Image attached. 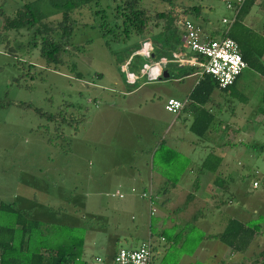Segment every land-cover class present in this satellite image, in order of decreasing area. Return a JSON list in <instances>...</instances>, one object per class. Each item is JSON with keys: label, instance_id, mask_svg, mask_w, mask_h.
<instances>
[{"label": "rangeland", "instance_id": "rangeland-1", "mask_svg": "<svg viewBox=\"0 0 264 264\" xmlns=\"http://www.w3.org/2000/svg\"><path fill=\"white\" fill-rule=\"evenodd\" d=\"M36 1L0 0V201L32 211L40 222L84 229L81 257L94 264L95 257L109 262L113 250L135 248V240L122 235L125 231L132 234L135 224L145 218L138 216L145 215L144 204L139 203L137 208L127 206L130 198L124 188H116L117 181L126 171L155 168L159 156L155 155L152 163L144 152L159 142L163 125L170 123L172 116L160 112L161 100L178 94L180 84L173 79L186 69L167 64V80L146 83L132 98L121 95L129 73L126 62L131 58L127 59L123 52L122 42H111L108 36L102 38L100 30L103 21L112 26V0L73 11L69 45L56 67L46 65L39 58L38 47L31 46L29 31L1 29V20L16 11L24 12L21 7L25 3L37 5L45 22L55 26L60 14L45 2ZM170 3L141 0L151 35L158 32L162 23L155 18L156 13L170 12L176 19L185 17L201 23L203 32L221 28L220 20L229 16L221 0ZM191 7H200V18L183 15ZM249 15L248 22L257 25L249 34L260 48L264 35L256 30L264 25V0H258ZM130 61L140 66V60ZM260 62L264 64V54ZM75 73L81 78H75ZM192 80H182L183 86ZM260 81L264 82L253 69L245 67L229 90L237 101L240 95L257 98ZM142 82L139 80L129 89ZM49 116L53 117L50 122ZM172 133L170 129L167 137ZM180 135L184 139L191 137L184 131ZM258 154L261 157L257 159ZM256 155L252 171L236 180L238 192L231 205L244 215L235 217L238 222L261 228L241 264H258L257 254L264 249V151H257ZM233 158V172H237L240 168L236 162L246 163V159L243 153ZM255 169L260 179L254 175ZM253 181L258 182L257 189H252ZM115 192L124 197L112 196ZM185 218L188 217L182 220ZM114 235H118V241L112 240ZM181 243V237H176L175 244L167 246V254L155 256L150 264H175L182 255ZM221 252L216 251L217 259L223 256Z\"/></svg>", "mask_w": 264, "mask_h": 264}, {"label": "crops", "instance_id": "crops-1", "mask_svg": "<svg viewBox=\"0 0 264 264\" xmlns=\"http://www.w3.org/2000/svg\"><path fill=\"white\" fill-rule=\"evenodd\" d=\"M249 17L248 14L244 18L243 24L249 28H254L257 25L248 22ZM221 29L222 27L210 29L205 33L212 34ZM260 30V33H264V25H261L256 31ZM166 66L160 68L152 66L149 77L154 78L159 75L156 80L147 81L143 76L138 78L133 85L128 84L125 80V89L121 88V95L132 98L134 94L143 89L146 83L161 79L167 80L169 73L166 74L167 70H164ZM163 72L167 75L166 78H161ZM189 78H193V80L183 86L185 83L182 80ZM139 80H144V82L130 90L129 87L135 86ZM173 80L180 84L177 87L179 92L175 95L164 96L161 100L162 107L160 109L162 115H170L172 119L167 127L163 125L159 142L144 153L152 162L156 147L159 143H163L178 155H169L165 165H163L162 158L159 157L155 168H152L153 171L143 170L144 172H141L133 169L124 172L118 179L116 188H124L125 193L130 198L126 202L127 206L137 208L138 204L142 202L145 208V215L138 214L139 217L145 218L135 224L132 234L125 231L122 236L135 240L134 249L141 242L151 238L156 249L155 256L162 255L163 257L167 254V246L175 244L176 237L180 236L183 241V237L190 232L184 231V226L192 217H197L194 227L200 234L201 240L191 252L187 253L189 249L181 251L182 255L177 258L175 264H241L240 262L244 260V254L250 248V243L257 239L259 232L254 235L246 248L239 252L230 250L219 240V236L230 220L237 221L235 217L244 216L239 209L231 208L233 198L238 192L236 180L252 171L254 168L252 161L255 159L257 151H264V121L257 114L260 96L264 92V82L260 81L257 92L252 93L253 95L254 93L259 94L257 98L252 95H240L237 97L239 99L237 101L236 98L232 97V92L229 89L220 90L216 87H204L201 89L200 97H196L197 101L194 102L191 93L198 83V77L192 74ZM167 99L185 101V104L178 113H166L163 105ZM233 100L237 101L235 108L232 105ZM170 129H173V133L167 137ZM181 131L188 133L191 137L182 138ZM194 133H202V135L196 136ZM245 141L247 142L245 143ZM242 153L246 163L236 162V166L240 169L233 172L235 171L233 156H239ZM256 156L257 159L261 157L260 154ZM173 158L177 164H174ZM184 160L186 163L183 162ZM253 173L260 179L256 169ZM170 174H177L178 176L170 180ZM183 177H187L185 181H182ZM142 194H145L146 198L141 197ZM123 197L124 195H122ZM149 203L153 209L151 214ZM253 214L256 215L257 212L253 211ZM182 217L188 218L182 220ZM260 229L259 231H261ZM161 238L163 241H160ZM112 240L118 241V235H114ZM118 249L111 252L109 262L108 259L100 261L97 257L94 258L93 262L95 264H113L112 258ZM227 249H229L228 253ZM217 250L222 251L223 255L218 259ZM81 261L83 264H94L88 258L81 257Z\"/></svg>", "mask_w": 264, "mask_h": 264}, {"label": "trees", "instance_id": "trees-1", "mask_svg": "<svg viewBox=\"0 0 264 264\" xmlns=\"http://www.w3.org/2000/svg\"><path fill=\"white\" fill-rule=\"evenodd\" d=\"M100 1L101 0L36 1L38 4L40 2H45L50 8L56 10L60 14V20L55 26H51L45 22V16L38 10L37 5L25 3L21 7L24 12L16 11L12 16L5 17L1 20V29L4 32L18 31L21 29L29 31L31 46L33 48L38 47L39 58L46 65L56 67L60 62V56L65 53L64 48L69 45L72 35L73 21L70 18V14L75 10L93 4L96 5ZM159 1L168 5L171 4L170 0ZM257 1L258 0H245L240 10L237 12L234 21L227 29V32L224 35L220 34L221 29L218 32L209 34V37L216 38L218 36H223L233 40L238 47L240 58L245 63L246 67L253 69L264 81V64L260 62L264 54V39L262 40L261 47L257 48L249 34L252 29L243 24L244 18L249 14L251 8ZM112 2L114 5L112 7V26L107 25L106 22L103 21L100 26V30H102L101 37L105 38L108 36L111 42H122V44H124L123 52L126 53L127 59L135 58L140 60V66L134 65L130 61L131 59L126 62V69L129 73H138L142 65L146 62V60H142L141 57L135 54L145 42L149 43L152 47L149 57V61L151 62H157L160 59L169 60L173 53L181 51V33L176 23L186 19L185 17L176 19L170 12L156 13L155 18L161 20L162 23L158 32L151 35L147 29L149 19L140 6L141 0H112ZM107 7H110V5H107ZM200 12V7H191V9H185L182 13L185 16L193 15V17L197 19L200 18ZM1 15L2 11L0 10V16ZM104 17L105 16H103V18ZM193 22L199 24L195 21ZM36 41H38V43ZM105 46L109 49L110 45L108 42H105ZM176 67L184 70L186 69L179 77L192 75L198 72V69L195 67L185 65H176ZM71 70H74L73 65H71ZM238 77L233 84L226 89L233 87ZM75 78L80 79L81 75L75 73ZM204 87L212 88L216 87V85L207 76L199 79L191 93L192 101H197L196 97H200L201 89ZM257 114L260 115L262 121H264V92L260 96V106L257 109ZM47 119L50 122L53 120V117L49 116ZM194 134L196 136L202 135V133ZM171 154L178 155L174 153V151L168 149L163 143H159L153 156L158 155L160 159L162 158L163 165H165L167 161L166 158L169 155L172 156ZM153 159L154 157L152 158V163ZM173 162L177 164L174 158ZM183 162L186 163V160ZM176 176L178 175L170 174V180L175 179ZM58 210L60 209L57 208L56 212H58ZM44 211L47 212L48 210L45 209ZM35 218L32 215V211L28 212L19 207L18 204H6L0 201V264H83L81 261V254L84 229L80 227L46 224ZM196 218L197 217H192L184 226V231H190L183 237L181 243L182 251L189 249L187 253L194 250L201 240L200 234L194 227ZM254 225L249 226L248 224L246 226L238 221L230 220L219 236V240L232 251H242L259 231L256 224ZM155 254L156 249L154 246L152 259ZM164 259L165 257L162 261ZM257 260L258 264H264V249L257 254Z\"/></svg>", "mask_w": 264, "mask_h": 264}, {"label": "built area", "instance_id": "built-area-1", "mask_svg": "<svg viewBox=\"0 0 264 264\" xmlns=\"http://www.w3.org/2000/svg\"><path fill=\"white\" fill-rule=\"evenodd\" d=\"M221 1L224 9L229 15L220 20L222 25L220 34L224 35L234 21L237 12L240 10L245 0ZM176 24L181 33V51L173 53L169 60L160 59L157 62H151L149 61V57L152 47L149 43H143L135 54L146 60V62L142 65L137 74L128 73L126 75L127 83L133 85L138 78L143 76L147 81L156 80L159 75L154 78L149 77L152 66L160 68L167 64H174L178 66L185 65L195 67L198 69V72L195 73L198 79L207 76L213 81L216 88L220 90H224L231 86L246 67L245 63L240 58L236 43L223 36L210 38L209 34L202 31L199 24L188 19L180 20ZM184 104L185 101L180 102L174 99H167L163 105V109L166 113L175 114L183 108ZM251 187L256 188L257 182L253 181ZM114 196L122 198V195L117 192ZM141 197L146 198V195L142 194ZM149 206L151 214L153 213L151 203H149ZM160 241H163V239L161 238ZM153 254L154 243L151 238H148L141 242L136 249H118L112 258V263L150 264Z\"/></svg>", "mask_w": 264, "mask_h": 264}, {"label": "water", "instance_id": "water-1", "mask_svg": "<svg viewBox=\"0 0 264 264\" xmlns=\"http://www.w3.org/2000/svg\"><path fill=\"white\" fill-rule=\"evenodd\" d=\"M166 77H167V75L165 74V72H163L161 75V78H166Z\"/></svg>", "mask_w": 264, "mask_h": 264}]
</instances>
